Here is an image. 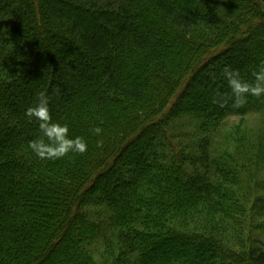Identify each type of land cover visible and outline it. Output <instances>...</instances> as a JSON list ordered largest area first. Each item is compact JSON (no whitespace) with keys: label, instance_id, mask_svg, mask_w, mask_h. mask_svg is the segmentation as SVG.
Listing matches in <instances>:
<instances>
[{"label":"trees","instance_id":"1","mask_svg":"<svg viewBox=\"0 0 264 264\" xmlns=\"http://www.w3.org/2000/svg\"><path fill=\"white\" fill-rule=\"evenodd\" d=\"M262 60L264 0H0V264H264V98L213 102Z\"/></svg>","mask_w":264,"mask_h":264},{"label":"clouds","instance_id":"2","mask_svg":"<svg viewBox=\"0 0 264 264\" xmlns=\"http://www.w3.org/2000/svg\"><path fill=\"white\" fill-rule=\"evenodd\" d=\"M221 75L227 82L229 94L223 97H214L213 102L223 107L227 100L232 101L235 108L242 107L248 97L264 98V60L252 72L253 80L242 78L241 72L229 65L222 68ZM50 99L47 92L41 91L37 95L34 105L25 109V116L29 122H35L38 135L30 140L28 147L32 154L41 161H57L70 154L83 155L88 150L87 140L82 136L70 135L67 123L53 120L50 113ZM89 132L101 137L104 129L97 125L89 128ZM97 147H103L102 139L97 140Z\"/></svg>","mask_w":264,"mask_h":264},{"label":"rangeland","instance_id":"3","mask_svg":"<svg viewBox=\"0 0 264 264\" xmlns=\"http://www.w3.org/2000/svg\"><path fill=\"white\" fill-rule=\"evenodd\" d=\"M246 120L249 121V125H250L251 127H255V126H257V125L259 124V119H258L256 116L248 117V118H246ZM238 121H240L239 118H235V117H233V118H230V119H229L228 124L231 125V124L236 123V122H238ZM261 235H262V237L264 238V232L261 233Z\"/></svg>","mask_w":264,"mask_h":264}]
</instances>
